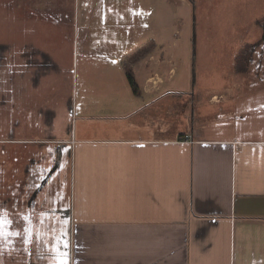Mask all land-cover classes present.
Returning <instances> with one entry per match:
<instances>
[{"label": "crops", "instance_id": "obj_1", "mask_svg": "<svg viewBox=\"0 0 264 264\" xmlns=\"http://www.w3.org/2000/svg\"><path fill=\"white\" fill-rule=\"evenodd\" d=\"M103 1L119 27L103 28L96 46L81 43L84 77L98 56L101 80L124 91L113 111L82 113L61 140L71 166L69 264H264V126L196 127V96L176 85L187 47L172 26L174 2ZM96 2L78 0L76 25L91 22Z\"/></svg>", "mask_w": 264, "mask_h": 264}, {"label": "rangeland", "instance_id": "obj_2", "mask_svg": "<svg viewBox=\"0 0 264 264\" xmlns=\"http://www.w3.org/2000/svg\"><path fill=\"white\" fill-rule=\"evenodd\" d=\"M171 1L177 8L172 26L187 47L176 85L196 96L188 97L196 127L218 120L228 134L235 122L260 130L264 41L252 44L262 37L264 0ZM103 2H96L91 22L78 26V0H0V264H61L65 258L69 264L71 166L61 140L82 113L97 120V113L113 111L124 91L121 81L101 80L98 56L89 64L94 76L84 77L81 43L96 46L103 28L119 27L102 12ZM40 47L53 49L57 61ZM180 111L170 119L177 122ZM246 115L251 118L242 123ZM55 116L65 126L61 131Z\"/></svg>", "mask_w": 264, "mask_h": 264}, {"label": "trees", "instance_id": "obj_3", "mask_svg": "<svg viewBox=\"0 0 264 264\" xmlns=\"http://www.w3.org/2000/svg\"><path fill=\"white\" fill-rule=\"evenodd\" d=\"M191 2H194V0H191ZM262 28H263V33H262V37L255 43V44H252V48L254 49L255 47L259 46L261 44V42L264 41V21L263 22H260ZM252 50V49H251ZM46 56V54H43ZM249 60V58H247V61ZM251 60V59H250ZM127 77H128V81L130 83V86L132 88V90L135 92V93H138L139 92V85L138 83L136 82L135 80V77L132 73V71H128L127 72Z\"/></svg>", "mask_w": 264, "mask_h": 264}, {"label": "snow or ice", "instance_id": "obj_4", "mask_svg": "<svg viewBox=\"0 0 264 264\" xmlns=\"http://www.w3.org/2000/svg\"><path fill=\"white\" fill-rule=\"evenodd\" d=\"M4 223H5V221L0 220V225H3ZM61 264H68L67 259H66V258H65V259H62V260H61Z\"/></svg>", "mask_w": 264, "mask_h": 264}]
</instances>
